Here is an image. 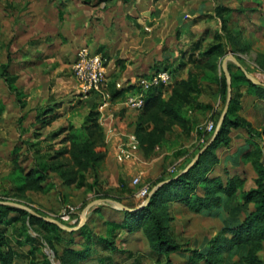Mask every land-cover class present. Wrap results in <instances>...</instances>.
<instances>
[{
  "label": "rangeland",
  "instance_id": "1",
  "mask_svg": "<svg viewBox=\"0 0 264 264\" xmlns=\"http://www.w3.org/2000/svg\"><path fill=\"white\" fill-rule=\"evenodd\" d=\"M221 4H232L233 11L222 13L226 21L214 10ZM168 11L182 23L184 20L186 24L199 20L196 25L192 24L194 34L191 32V40L185 49L204 36L202 49L194 52L195 59L200 57L199 54L210 41L213 32L219 30L223 50L217 60L218 73L225 74L224 69L229 72V67L233 71H237L236 67L242 71L238 62L249 75L264 84V0H173ZM167 18V22L162 20L156 24L158 29L164 27L158 38V43L162 41L164 46L177 43L174 35L177 24L169 22V16ZM215 20L218 21L217 24ZM71 23L80 27L85 23L89 24V0H0V63L3 65L0 67V196L6 192L3 184L7 179L27 183L24 192L0 201L23 203L45 218L75 227L82 220L84 208L92 201L106 198L118 201L116 198H120L118 202L138 209L146 203L149 194L158 184L172 178L177 171L182 172L211 140L228 92L222 98L205 81L201 82L200 92L184 87L179 92L183 96L179 98L183 102V121H174L162 114L160 107H156L146 115L147 121L140 124L144 130H137L139 116L136 113L140 111L129 108L130 113L126 116V121H123L128 130H103L99 124L101 129L96 134L92 151L103 155V159L96 168L84 169L68 152L63 157L53 159L55 161L46 160L47 175L38 186L32 181L35 174L30 173L35 162H42L40 158L45 153L53 154L64 148L69 149L70 142L63 139L66 131L62 130L70 125L80 130L83 125L88 124L87 114L95 110L98 112L99 123L102 112L98 108L101 110L106 103L103 100L105 91L92 92L87 97L80 93L73 74V64L81 42L70 40L69 35L65 37V41L63 37L57 38V33L66 30ZM223 24L229 25L228 29L221 30ZM216 26L218 27L215 28ZM226 32L232 36L231 39ZM44 36H51L54 40L42 45L41 58L31 56L34 61H23L27 57L22 55L26 51L28 40L43 39ZM5 65L10 80L2 76ZM206 71L209 74L215 73L207 67ZM172 88L173 86L164 94V100L169 98ZM234 91L240 106L238 115L249 122L253 130L263 133L264 91H253L245 86H235ZM200 102L210 104L211 108L200 107ZM121 110L119 107L114 111ZM210 121H216L215 127L213 125L211 130H205ZM224 138L228 140L227 145L220 144L219 147L212 148L206 157L210 176L221 175L225 178L227 174L237 172L245 178L244 190L254 187L256 172L242 158L247 148L251 147L250 135L242 127H233ZM85 139L83 137L78 142L79 149L84 148ZM30 144L35 145L29 146ZM75 151L77 150L74 148L73 151L72 148V152ZM79 152V157L85 160L84 154L80 150ZM61 163L66 165L60 171L73 172L60 176L58 171L50 170L53 164ZM81 173L85 174L88 183L97 179L94 187L107 197L95 198L89 187L79 189L75 182L69 183L68 178L77 179ZM136 176H140V184L133 185L132 180ZM144 185L148 187V196L140 197L137 192ZM235 202L236 198L232 204ZM157 210L164 217L169 236L182 247L179 252L171 254L172 261L175 264H206L195 252L208 250L209 241L221 232L223 221L218 217V207L195 210L187 207L179 198L169 200L167 195L159 201ZM90 212L88 224L101 236L112 237L116 250L102 249L88 241L79 246L81 238L78 235L63 233L64 239L55 246L57 254H53L48 246H43L41 251L36 252L37 258L41 260V252L45 251L52 264H112L108 259L99 261V258H110L113 264H155L146 237L138 226V219L133 220L134 227L130 230L128 227L113 229L110 225L106 226L105 222L124 220V213L117 205L104 202L92 206L86 212L87 218ZM17 216L21 218L18 227L24 236H37L44 245L48 243L43 240L45 237L52 238L53 234L42 229L38 221L28 227V230L24 229L22 222L26 217ZM3 248L13 253L9 264H28L25 258L30 248L28 244L18 246L11 242ZM78 248H90L89 256L84 260L76 258L70 250ZM259 254L264 258V244ZM39 263L38 260L36 264ZM164 263L162 258L161 264ZM229 264L239 263L229 259Z\"/></svg>",
  "mask_w": 264,
  "mask_h": 264
},
{
  "label": "trees",
  "instance_id": "2",
  "mask_svg": "<svg viewBox=\"0 0 264 264\" xmlns=\"http://www.w3.org/2000/svg\"><path fill=\"white\" fill-rule=\"evenodd\" d=\"M232 9L233 8L222 4L214 8L216 14L220 18L222 17L225 21L227 19L222 16V13L231 12ZM239 11L242 12L243 10ZM228 26L223 24L221 30H224V28L228 29ZM228 33L227 36L231 39L232 36ZM204 40V38H199V40L192 42L187 50H184L183 53L188 52V57L185 62L183 61L178 65L168 63L162 66H157L156 70L163 69L173 73L176 69L185 65L186 62L191 65L188 71V77L186 79L175 81L171 94L167 100H164L161 97V86L150 88L145 92L146 101L144 107L140 110L138 122L139 128H137V130L145 129L140 126V124L147 121L146 115L156 107H160L161 113L171 117L174 121L182 122L183 117L181 116V110L183 109V102H181L179 98H183V96L180 95L179 92L184 87H191L193 90L200 92L201 82L205 81L208 86L215 88L216 93H218L220 97L225 98L228 92L227 79L224 72L219 74L217 70V60L223 50L222 35L219 30L213 32L210 41L199 54L200 57L195 59L193 56L194 52L202 49ZM103 55L108 58L105 54ZM0 67H3L1 63ZM206 67L215 73L209 74L206 71ZM235 69L237 71H233L229 67V73L231 76V99L227 113L216 138L201 154L198 162L181 175H179L181 173L180 171L173 174V177L170 178L171 181L161 185L152 193L149 203L144 207L133 211L121 209V212L124 213L123 222H116L115 220L105 222L106 226L110 225L113 229L128 227L130 230L134 227L133 220L138 219V226L146 237L150 255L155 258V264H161L162 258L165 260L164 264H175L172 261L171 254L179 252L182 248L180 244L174 242L169 236L166 226L164 225V217L157 210L159 201L163 200L167 195L169 200L179 198L187 207L195 210H201L202 207L209 206L218 207V217L223 221L221 232L216 238L209 241L208 250L195 252L197 257L203 258L206 264H229V259H233V262L239 264H264V258L259 254L260 251L263 250L264 244V139H262L264 132L261 133L253 130L251 124L238 115L237 111L240 106L238 105L237 96L235 94L236 92L234 91L235 86H245L248 89L257 92L264 91V84L253 83L245 77L244 73L239 70L238 67ZM7 71V66L5 65L2 76L5 77V79L10 80L11 77ZM129 88H132V86L118 88L116 87L115 80H110L107 81L106 91L112 99L125 98ZM135 90L140 89L139 87H136L133 91ZM164 105L166 106L162 108ZM200 107L208 109L211 108V105L202 104L200 102ZM48 109H51V107ZM97 113L96 110L90 111L86 116V122H88V124L85 126L83 125L80 130L71 125L62 130L66 131V135L63 139L70 142V148H64L53 154L45 153L41 155L40 160L42 162H35L34 167L30 170V173L35 174L34 177H32L34 183L36 182V184L40 186V182L44 179L45 175H47V159L55 161L53 159L59 156L63 157L68 152L72 154L73 158L77 160V163L81 164L84 169H89V167L96 168L98 166L103 159V155H99L97 152L92 151L97 137L96 134H98L101 129L97 121ZM215 124L216 121L213 123L214 127ZM233 127L244 128L247 134L251 137L249 142L251 147L247 148L248 150L242 155L245 162H249L253 170L256 172L254 187L248 190H244L243 188L245 178L239 176V173L237 172L232 174L229 173L225 178L221 175L210 176L211 171L206 161V159H208L206 157H208L212 148H217L220 144L227 145L228 140L225 139L224 136L229 132L230 128ZM203 132L206 134L205 130H203ZM83 137L86 138L83 142L85 146L83 149H79L78 145L80 144L78 142ZM32 145L35 144H30L29 146ZM253 145L254 148H252ZM72 148L73 151L74 148L77 151L72 152ZM79 150L84 154L85 160H82L81 157H79ZM65 165L66 164L64 163H61L60 165L53 164L50 167V170L58 171L60 176L71 174L73 170L60 171ZM75 179L76 178H68V181L69 183L75 182L76 188L80 189L82 187H89L92 189L95 198L102 196L107 197V195H102L98 189L94 187L97 179H95L93 183H88L84 173H81L78 175V178ZM15 181L13 188L6 191L3 196H0V200L9 198L10 195H13L14 197L18 192L22 193L27 189L26 182L24 183L22 180H19L20 182ZM235 198L236 202L232 204V201ZM116 199L120 201V198ZM91 213L92 212L88 214L86 223L77 231H67L61 229L57 224L46 221L42 217L33 215L26 210L0 204V264L10 263L13 253L4 250L3 247L9 245L11 242L18 246L24 244L30 246L25 254L28 264H36L38 260L40 262L39 264H52L50 257L45 251L41 252L43 254L41 260L37 258L36 252L41 251L43 246H48L53 254H57L55 246L56 244H60L64 239L63 233L78 235L81 238L78 242L79 246L82 245L84 241H88L89 244L92 242L95 246H101L102 249L109 248L116 250L112 237L109 238L108 235L101 236L88 224ZM17 215L26 217V220H23L22 222V227H24V229L28 230V227H32L37 223L36 221H38L42 229L53 234L52 238L50 237L51 239H49L48 237H45L43 240L48 243L44 245L37 236L30 234L24 236L21 230H19L18 223L21 222V218ZM31 229L33 231L35 230L33 228ZM21 238L23 239L21 240ZM70 251L76 258L82 260L89 256L90 248H85V250L78 248L75 251ZM106 259L109 260V263L113 264V261L110 260V258H99V261H104ZM136 261L138 262V260ZM60 263L61 262H59V264Z\"/></svg>",
  "mask_w": 264,
  "mask_h": 264
},
{
  "label": "crops",
  "instance_id": "3",
  "mask_svg": "<svg viewBox=\"0 0 264 264\" xmlns=\"http://www.w3.org/2000/svg\"><path fill=\"white\" fill-rule=\"evenodd\" d=\"M172 2L173 0H97L95 2L89 0V24L85 23L80 27L71 23L66 30L57 33V38L63 37V41H65V37L69 35L70 40L73 39L76 43L77 41L81 42L80 47L87 46L93 52H100L108 56L107 81L115 80L118 88L132 86L133 89L127 90L129 93L136 89L141 78L148 77L156 70L157 66L168 63L178 65L185 62L188 57V53L183 52L191 40L192 31H194L192 24L196 25L199 20L191 21L190 25L184 23L185 20L182 23L179 18H174V15L168 11ZM223 5L232 7V4ZM168 16L169 22L177 24L174 34L177 43L164 46L162 41L158 43V38L164 27L158 29L156 24L162 20L167 22ZM215 23L217 24L218 21L215 20ZM187 36L188 38H183ZM202 38L205 39L204 36ZM49 40L54 39L51 36H44L43 39L28 40L26 51L22 55L27 57L23 61H34L30 58L31 56L41 58L42 45ZM190 66L186 62L185 65L172 73L173 82L170 87L174 85L175 81L188 77ZM170 87L161 88V97L169 92ZM103 100L106 103L101 107V110L98 108L102 112L101 120H99L102 129L128 130L123 121H126L130 110L125 105L124 98L112 99L106 91ZM119 107L122 110L115 112ZM136 114L140 115L139 112ZM111 137L114 139V135ZM3 185V189L8 191L13 188L14 182L7 179ZM1 186L0 184V188Z\"/></svg>",
  "mask_w": 264,
  "mask_h": 264
},
{
  "label": "built area",
  "instance_id": "4",
  "mask_svg": "<svg viewBox=\"0 0 264 264\" xmlns=\"http://www.w3.org/2000/svg\"><path fill=\"white\" fill-rule=\"evenodd\" d=\"M108 59L99 52L91 51L87 46L79 48L73 64V74L78 82L80 93L87 97L92 92H106L107 72L106 65ZM173 74L168 70H155L148 77L139 80L137 87L140 90L129 92L125 96V105L133 110L140 111L145 105V92L153 87L161 86L168 88L172 85ZM213 122H208L205 130H211ZM140 176H136L133 185L140 184ZM137 195L140 197L148 196L146 185L139 188Z\"/></svg>",
  "mask_w": 264,
  "mask_h": 264
},
{
  "label": "water",
  "instance_id": "5",
  "mask_svg": "<svg viewBox=\"0 0 264 264\" xmlns=\"http://www.w3.org/2000/svg\"><path fill=\"white\" fill-rule=\"evenodd\" d=\"M233 59L236 61V59L233 57ZM237 62V61H236ZM237 64L239 65V67L242 69V71L244 72L245 76L250 80L252 81L253 83L255 84H261L263 85V83H261L260 81H258L256 78H254L253 76L249 75L247 73V71L237 62ZM224 68H225V64H224ZM225 70V76H226V79H227V83H228V96H227V101H226V104L221 112V115L219 117V120H218V123H217V127H216V130L215 132L213 133V136L211 138V140L203 146V148L195 155V157L190 161V163L185 167L184 170H182V172L179 174L181 175L182 173H185L187 172L192 166H194L197 162H198V159L199 157L201 156V154L208 148V146L213 142V140L216 138L217 134H218V131H219V128L223 122V119L227 113V109H228V106H229V102H230V99H231V77H230V74L229 72L227 71V69H224ZM178 175V176H179ZM171 181L170 179L169 180H164L162 181L160 184H158L154 189L153 191L149 194V197L147 198L146 200V203L141 206V207H144L145 205H147L149 203V200H150V196L152 195V193L158 188L160 187L161 185L167 183ZM104 202H112L114 203L115 205H117L119 208H121L122 210H127V211H133L135 209H132V208H129L127 206H125L124 204L116 201V200H112V199H96L94 201H92L91 203H89L83 210V213H82V220L80 222V224L78 226H75V227H68V226H65V225H62L60 222H58L57 220H50L48 218H45L41 215H39L38 213H36L32 208H30L29 206L23 204V203H18V202H14V201H0V204H3V205H8V206H13V207H16V208H20V209H23V210H26L28 211L29 213L33 214V215H36V216H39V217H42L44 220H47V221H52L53 223L57 224L59 227L61 228H64L66 230H75V229H78L80 228L81 226H83L87 220V216H86V212L89 208H91L92 206H95L97 204H102ZM140 207V208H141Z\"/></svg>",
  "mask_w": 264,
  "mask_h": 264
}]
</instances>
